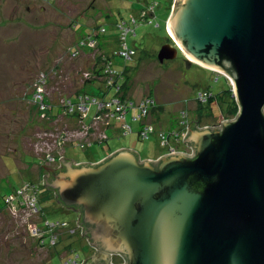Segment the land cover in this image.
<instances>
[{"label":"rangeland","instance_id":"1","mask_svg":"<svg viewBox=\"0 0 264 264\" xmlns=\"http://www.w3.org/2000/svg\"><path fill=\"white\" fill-rule=\"evenodd\" d=\"M176 1L0 0V264H84L98 253L83 234L78 213L67 210L53 191L44 188V177L49 175L46 168H61L60 159L100 162L121 149L135 151L144 161L170 155L171 148L191 154L182 137L191 123L211 128L236 117L227 116L228 102L213 100L205 108L200 103L206 101L198 99L208 90L214 95L229 90L226 76L189 64L181 52L176 59L159 62ZM155 2V18L140 19ZM132 18L138 23L132 26L135 34L128 36L127 43L136 51L133 61L127 62L116 56L118 25H130ZM99 26L107 30L101 35L106 36L103 48H90L88 33ZM107 62H113L119 72L131 68L125 99L137 103L154 99L163 109L154 114L151 110L147 121L161 133L176 128L172 132L182 140L170 136V148L162 146L156 136L141 141L138 124L131 123L130 115L127 121L135 133L124 136L119 132L121 122L112 120L106 129L108 118H92L96 107L88 117L66 112V100L84 90L90 95L104 90L103 77L97 82L90 77L98 69L103 71ZM38 91L48 107L36 100ZM105 129L107 140L98 143ZM35 186L38 200L43 201L40 207L45 209L40 214L28 202L33 194L27 190ZM20 187L24 195L19 196L28 204L7 197L17 195ZM47 220L59 225L47 227ZM47 237L48 242L42 244ZM112 263L124 260L114 256Z\"/></svg>","mask_w":264,"mask_h":264},{"label":"water","instance_id":"2","mask_svg":"<svg viewBox=\"0 0 264 264\" xmlns=\"http://www.w3.org/2000/svg\"><path fill=\"white\" fill-rule=\"evenodd\" d=\"M167 30L159 62L181 52L226 76L236 117L189 130L191 154L62 158L45 184L79 209L91 264H264V0H177Z\"/></svg>","mask_w":264,"mask_h":264},{"label":"built area","instance_id":"3","mask_svg":"<svg viewBox=\"0 0 264 264\" xmlns=\"http://www.w3.org/2000/svg\"><path fill=\"white\" fill-rule=\"evenodd\" d=\"M157 6V2H155L154 4L150 5L148 8L149 12H143L140 16V19H144L146 18L148 15L150 17H153L155 14V9ZM155 18V16L153 17ZM151 22V21H150ZM137 19L136 18H132L130 25L127 24L126 22H121L118 25V29L120 31V37H119V48L117 50L116 56L120 57L122 59H124L125 61H132L134 55H135V49L131 48L128 43H127V38L130 34H135V30H132V26L137 24ZM132 24V25H131ZM101 33H105V29H101ZM88 43H89V47L90 48H98V42L97 40H95L94 38L92 39L91 36L89 35L88 37ZM83 44V42H82ZM84 46V45H83ZM116 57V58H117ZM124 71L119 72L118 70L114 69L113 66V62H107L106 63V67L103 70V74L105 76V88L104 92L105 93V98L101 99V98H97L94 96H90V95H79L78 97L75 98V100L69 101L66 100L64 102L65 105V109L66 112H69V114H77L80 117H88L92 110L95 108V113L92 116V118H94L95 120L100 119L101 117H106L108 118V124H107V128L111 127V121L115 120L117 122H121L122 123V127L121 130L124 132V134H130L133 132V128H132V124L131 123H138V125H142V129L140 131V137L143 140H147L149 139L151 136H154L157 134V130L154 128V126L152 124H150L147 121L148 115L150 113V111L152 110L153 106L155 105V101L154 99H147L141 103H137L135 101L132 100H121V94L118 95L117 97L115 96H111L109 97L108 94L110 93L111 89H115L117 93H119L121 91V83L123 81V73ZM118 85V86H116ZM116 88H113L115 87ZM206 94H199V98L202 101H206ZM37 101H39L41 103V105L46 108L48 107V105L44 102V97H43V93L41 91H38L37 93ZM131 113L132 118H131V123H129L128 120V115ZM186 125V122L182 123ZM106 129L104 132V139H106ZM184 135L182 136L184 139L186 137V135L188 133H183ZM174 135L175 136V140H182L180 137L179 133H175L172 132L171 136ZM159 138L162 140L163 145L169 146V140H167L168 138L165 137L164 133H158ZM174 138V137H173ZM183 139V141H184ZM78 147H80L81 149H85V146H80L78 145ZM191 149V148H189ZM178 152L174 149H170L169 154H177ZM183 154H189L187 152H183ZM75 164H81L80 162H75ZM30 189L27 190L32 192V196L31 199L28 201L30 202V208H32V211H35L36 213L40 214V211L37 207V193L35 191V187H29ZM24 192L23 188H21L18 191L17 195H10L9 200L13 201L15 200H20L19 203L22 204H28V202H26L25 198L23 199L24 196H19L22 195ZM26 193V192H25ZM24 195V194H23ZM15 197V198H14ZM22 198V199H21ZM24 200V201H23ZM7 201V200H6ZM47 227L49 226H57L59 224H55V223H50L49 221H47V223L45 224ZM38 228V227H36ZM39 230V229H38ZM40 233V232H39ZM41 236V233L39 235V237ZM46 240H42L41 243H47L48 242V237L46 238ZM53 240V239H52ZM66 264H70V262H67ZM74 264H78L77 261H74Z\"/></svg>","mask_w":264,"mask_h":264},{"label":"trees","instance_id":"4","mask_svg":"<svg viewBox=\"0 0 264 264\" xmlns=\"http://www.w3.org/2000/svg\"><path fill=\"white\" fill-rule=\"evenodd\" d=\"M150 5H152V4H150ZM149 5V6H150ZM148 6V5H147ZM148 6V7H149ZM154 16H155V14H154ZM153 16V17H154ZM153 17H150L149 15L146 17V18H144L143 19V21H147L148 19H150L151 21H152V19H153ZM136 25V24H135ZM134 26V25H133ZM99 28V29H98ZM97 29V30H96ZM96 29H94V30H91L89 33H88V36L90 35L91 36V38L93 39H95V40H97V42H98V49L100 48V49H102L103 48V42H102V40L106 37V36H101L102 35V33H101V29H105V33H106V28H104L103 26H99V27H97ZM167 42H169V43H173V40L170 38V36H169V39L167 40ZM133 61V60H132ZM128 62H131V61H128ZM137 66V65H136ZM136 66H134V68L133 69H135V67ZM124 70H125V72L123 73V81H122V83H121V91L119 92V93H117L116 92V90L115 89H111V91H110V93L108 94V96L109 97H111V96H115V97H117L118 95H120L121 94V100H125V98H126V96H127V94H128V91H129V89H130V81H129V76L127 75L129 72H130V70H131V68H129L128 66H126L125 68H124ZM101 77H103L104 78V80H105V76H104V74H103V71L101 70V69H98V70H96L95 72H94V74L90 77V80L91 81H94V82H97V81H101L100 80V78ZM89 80V81H90ZM229 84H230V82H229ZM116 86H118V85H116ZM116 86L115 87H113V88H116ZM99 95H95V94H93V95H90V94H88L87 93V91H82V93L83 94H85V95H90V96H94V97H97V98H101V99H104L105 98V93L106 92H104V91H102L100 88H99ZM82 93H80V95H82ZM125 93V94H124ZM205 93V92H204ZM203 93V94H204ZM110 94H112V95H110ZM206 102H204V104L203 103H200V105H203L204 107H205V105H210L211 104V102L214 100H219L220 101V103H226V102H228V104H229V107H228V109H227V116L228 117H235L237 114H238V111H239V107H238V104H237V102H236V100H235V98H234V95H233V90H232V86L230 85V88H229V90H227V91H223V92H221V93H218L217 95H214L211 91H207L206 93ZM123 95V96H122ZM126 95V96H125ZM119 97V96H118ZM198 99H200V98H198ZM73 100H75V99H73ZM69 101H72V99H70ZM200 101H202L201 99H200ZM44 102H45V99H44ZM204 107H202V108H204ZM206 108V107H205ZM163 109V107L162 106H158L156 103H155V105L153 106V108H152V113L154 114V113H156L158 110H162ZM130 115V119L132 118V115H131V113L129 114ZM128 115V116H129ZM136 124H138V123H136ZM133 128V127H132ZM199 128V126H198V123L197 122H193V123H191L190 124V127H189V130H195V129H198ZM141 129H142V125H138V131H137V135H138V137H139V139L141 140V141H146V140H143L141 137H140V131H141ZM173 130H176V128L175 129H170L168 132H162V133H164L165 134V137L166 138H168L167 140H169V138H170V136H171V134H172V131ZM119 132H121L124 136H127V135H129V134H124V132L122 131V130H120ZM135 133V131H134V129H133V132L132 133H130V134H134ZM158 133H161V132H158L157 131V134L156 135H154V136H156L158 139H159V142H161V145L162 146H164L165 148H167V147H169V146H166V145H163V143H162V140L159 138V136H158ZM152 137V136H151ZM151 137L149 138V139H151ZM149 139H147V140H149ZM105 140H107V138L106 139H103L102 141H100V142H98V143H101V142H104ZM92 144H94V143H90V144H88V146H91ZM171 147V146H170ZM169 147V148H170ZM188 148H190V146L188 145L187 146ZM171 149H173V148H171ZM117 152V151H116ZM114 152H111L109 155H111V154H113ZM86 163H90V164H93V163H97V161L96 162H86ZM64 168L63 167H61V168H59V169H57V170H54V172L53 171H51L50 172V177H49V179L48 180H51V176L54 174V173H58V172H61L62 170H63ZM22 187H20V188H17L16 190H20ZM44 188H46L48 191H53L54 193H55V195H56V200L59 202V198H58V196H57V193L54 191V190H51V189H49L47 186H46V184H44ZM38 188H37V186H35V191H36V193H37V195H38ZM10 195H12V193H10L8 196H10ZM36 195V197H37V199H38V197H39V195L37 196ZM7 196V197H8ZM41 202H43V201H40V200H38L37 201V207H38V209H39V211H40V213L41 212H43L45 209L44 208H41L40 206V204H41ZM60 203V202H59ZM61 205H63L62 203H60ZM63 207H65L64 205H63ZM67 210H73V208H68V207H65ZM80 213V212H79ZM81 214V213H80ZM79 215V214H78ZM48 221V220H47ZM50 222V221H49ZM50 223H52V222H50ZM79 224L81 225V227L83 228V231H85V229L86 228H84L83 226H82V222H81V215H80V219H79ZM86 238H88V240H89V237L88 236H86ZM90 241V240H89ZM91 243V242H90ZM78 262V261H77Z\"/></svg>","mask_w":264,"mask_h":264},{"label":"flooded vegetation","instance_id":"5","mask_svg":"<svg viewBox=\"0 0 264 264\" xmlns=\"http://www.w3.org/2000/svg\"><path fill=\"white\" fill-rule=\"evenodd\" d=\"M167 43H169V42H167ZM62 167V166H61ZM73 211H75L76 213H78L79 215H81L80 213H79V209H75V208H73ZM86 236V235H85ZM84 264H91L89 261H86Z\"/></svg>","mask_w":264,"mask_h":264},{"label":"crops","instance_id":"6","mask_svg":"<svg viewBox=\"0 0 264 264\" xmlns=\"http://www.w3.org/2000/svg\"><path fill=\"white\" fill-rule=\"evenodd\" d=\"M163 155H160V156H158V157H156V158H151V159H148V160H158V159H160L161 157H162ZM79 217H78V222H79V219H80V215H78Z\"/></svg>","mask_w":264,"mask_h":264},{"label":"bare ground","instance_id":"7","mask_svg":"<svg viewBox=\"0 0 264 264\" xmlns=\"http://www.w3.org/2000/svg\"><path fill=\"white\" fill-rule=\"evenodd\" d=\"M171 35L173 36V32L170 30Z\"/></svg>","mask_w":264,"mask_h":264}]
</instances>
